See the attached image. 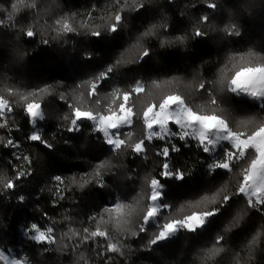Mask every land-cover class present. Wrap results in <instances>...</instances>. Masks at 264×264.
I'll return each mask as SVG.
<instances>
[{
    "label": "trees",
    "instance_id": "1",
    "mask_svg": "<svg viewBox=\"0 0 264 264\" xmlns=\"http://www.w3.org/2000/svg\"><path fill=\"white\" fill-rule=\"evenodd\" d=\"M13 3L16 0H0V19L5 21L0 26V95L16 105L10 119L14 130H0V175L11 179L22 164L5 146L9 138L22 143L32 160V172L18 182L16 189H6L0 181V250H7L12 257H19L20 250L26 251L34 264H102V257L96 255L102 247L97 249L91 243L74 247L79 237L68 231L69 221L63 219L70 216L73 228L82 231L83 227L94 228L98 224L110 231L112 242L119 241L124 254L108 253L109 264H264V212L249 209L246 200L239 196L197 233L181 231L151 248L148 243L158 231L156 223L146 225L145 232L131 235L138 232L150 203L151 178L165 184L163 199L171 208L164 214L179 219L193 211L216 207L213 199L219 200L224 192L230 194L237 187L239 167L232 172L210 173L206 165L214 158L211 154L202 153L192 138L187 142L173 138L171 143L183 147L172 153L170 166L184 171L186 178H164L159 175L164 158L158 155L164 141L148 142L144 158L130 149L118 154L94 130L92 122H83L79 131L67 130L73 106L105 111L109 93L117 87L121 92L130 90L136 81L145 85L139 98H132L138 114L168 94L182 95L194 109L210 112L207 93L197 88L201 79L210 85L225 64L231 69L233 64L247 62L249 57L244 56L242 61L241 54L253 52L264 57V0H24L18 11L11 9ZM209 3H216L217 8H208ZM31 4L37 7H25ZM117 11L122 20L112 33L108 29L115 23ZM9 12L12 20L8 19ZM204 15L209 18L207 23L201 20ZM57 19L76 31L61 32L57 38L62 27L55 24ZM231 24L237 26L240 36H229L223 31ZM29 27L37 33L33 38L25 35ZM195 27L207 35L193 37ZM92 31L102 35L92 36ZM145 32L151 34L146 36ZM179 36L188 39L181 44L176 39ZM42 39L49 43L42 44ZM145 49L150 55L141 60ZM231 57L235 58L230 60ZM109 66L113 68L111 81L106 77L98 81L96 78ZM225 72L232 74L228 69ZM152 81L159 82V87ZM93 82L98 87L96 97L88 94ZM44 88L48 91H39ZM209 91L217 96L219 114L234 126L237 120L246 122L238 126L239 130L250 131L264 121V110L255 103H241L240 98L222 93L218 87H210ZM33 92L37 94L31 95ZM25 96L27 99H23ZM33 100L41 104L45 114V120L36 125L26 115V105ZM64 116L69 120H64ZM33 130L40 131L52 148L29 141L27 136ZM128 132L132 133L133 142L142 138V120H135L125 130ZM125 133L122 138H127ZM219 156L220 152H216L215 158ZM97 169L101 180H92ZM56 175L66 180L67 187V197L59 208L52 206V178ZM89 180L92 182L85 183ZM217 191L220 195L213 197ZM20 195L24 201L19 200ZM116 202L133 207L121 227L109 222L103 211L104 220L100 219L99 211ZM123 211L128 213L129 209ZM94 212L97 217L89 223ZM112 215L115 217V213ZM32 222L54 227L56 243L42 245L32 241L31 233L26 231ZM218 235L225 238L219 244ZM254 236L258 242L249 250L245 246ZM105 242V238H97L101 246Z\"/></svg>",
    "mask_w": 264,
    "mask_h": 264
},
{
    "label": "snow or ice",
    "instance_id": "2",
    "mask_svg": "<svg viewBox=\"0 0 264 264\" xmlns=\"http://www.w3.org/2000/svg\"><path fill=\"white\" fill-rule=\"evenodd\" d=\"M24 4V0H16V3L11 5L13 11L19 10V5ZM26 8L35 9L36 4L25 5ZM143 7V5H141ZM207 7L210 9L217 8L216 3H209ZM75 15V14H73ZM8 19L12 20V12L8 13ZM208 16L204 15L201 20L205 23L208 21ZM115 23H113L108 29L109 32L115 33L117 31V25L122 20V16L119 11L114 17ZM56 25H62L61 29L57 32V38L61 35V32L72 33L76 31V28L69 23H62L61 19L55 21ZM5 21L0 19V26H4ZM14 27V25H9ZM227 35L240 36V31L235 24H231L223 29ZM92 36L100 37L102 33L100 31H92ZM150 32H145L144 35H150ZM25 35L28 38H33L37 35L31 27H29ZM207 35V32L202 31L199 27H195L192 32L193 37L202 38ZM181 44H183L188 37L179 36L176 38ZM42 44H48L46 39L41 40ZM150 52L145 49L142 56L143 60L149 57ZM244 56H248L249 60L245 63L233 64L231 69L229 65L225 64L224 68L220 69V74L217 80L211 82L206 86V83L201 79L197 88L201 92L207 93L208 100L207 105L211 106L210 112H203L201 110L194 109L184 96L179 94L165 95L159 103L151 102L147 107L143 108L141 113L134 111L135 101L132 98L135 96L139 98L145 90V85L140 81H136L134 86L130 90H124L121 92L120 88H115L109 93L110 98L107 99V108L105 111L94 112L92 110H84L81 107L73 106L72 118L70 119V127L67 129L69 132L79 131L83 122H92L95 125L94 130L97 133H102L107 145L122 153L125 149H130L133 154L146 157L148 149V142L153 140L164 141V146L158 152L159 156L164 158L162 165V171L159 173L164 178H175L180 181L185 180V172L170 166V158L172 153L180 152L183 145L177 147L176 144L171 143L173 138H178L179 141L187 142L189 138L194 139L196 147H198L202 153L211 154L214 158L211 163H208L206 167L210 173L218 172L219 170H227L232 172L233 168L239 167L241 169V176L237 187L232 193L224 192L219 200L213 199V203L216 207L208 208L201 211H193L191 214L185 215L179 219H170L164 213L171 208L163 199L165 192V184L161 179L151 178L148 181L150 188V194L148 195V204L146 211L142 215V222L139 224L138 232H133L131 235L135 236L139 233L145 232L146 225L149 223H156L158 231L152 235L149 240L148 247L158 245L162 242H167L171 238L177 236L182 230L188 233H197L199 230L204 229L206 223L211 218L222 214V211L226 209L230 202L233 201L235 196H239L246 200V205L249 209H255L260 212H264V121H261L256 127L249 130H239V125L245 124L243 120L235 121L234 126L230 123L229 119L217 112L219 102L217 96L209 91V88H219L220 92H227L234 98H240L241 103H246L249 100L264 110V57H257L256 53L248 52L240 55V59L243 61ZM235 57H231L234 59ZM255 58V59H253ZM259 60L260 62H256ZM120 61H117L119 64ZM231 71V75H226L225 70ZM113 72L111 66L108 67L106 72H101L96 79L102 80ZM152 84L159 87V82L152 81ZM41 92H47L48 89H40ZM98 93L97 83L90 84L89 96L96 97ZM37 93L33 92L31 95L35 96ZM27 99V97H23ZM99 103V99L96 100ZM16 105L11 100L6 99L4 95H0V129L8 128V119L14 112ZM201 108L204 105L200 106ZM223 111V110H221ZM26 115L31 118L32 125H36L37 121H44L45 114L41 111V104L35 102L27 103ZM64 120H69L68 116L63 117ZM135 120H142L145 134L137 141H131L132 133H125L127 138H121V129L125 126H132ZM27 139L32 142H38L47 148H52V144L49 143L38 130H33ZM224 142H227L226 144ZM6 147L18 148L19 143L14 139H7ZM219 148L220 156L215 158L216 150ZM17 160H22L28 165L32 163V160L28 155L17 156ZM31 173L27 170L24 164H20L14 176L11 179H5L0 175V181L3 182V187L6 189H16L18 182L25 176ZM101 171L96 170L92 180H101ZM57 182V197L58 199H64V192L67 189L61 190L60 184L64 183L61 176L56 175L53 178ZM76 178H73L75 182ZM91 180L85 183H90ZM83 187L84 184H80ZM101 187L105 185L101 182ZM221 191H223L221 189ZM220 191L213 193V197L219 196ZM204 199H208L205 197ZM20 201H24L23 195L19 196ZM129 209L128 213L123 210ZM133 211L132 205H125L120 202H116L113 208H104L103 212L108 214V221L113 222L117 227H121L126 223L125 217L130 215ZM112 213H115L113 217ZM47 218L48 214L44 213ZM69 221L68 231L74 236L79 237L74 247H79L85 243H91L96 246L98 250L96 255L102 257V264H109L111 257L108 253H119L123 255L121 251L122 245H119V241L112 242L114 237L110 231L106 228L102 229L98 224L93 228L86 226L82 228V231L72 227L74 221L70 216L63 218ZM100 219L104 220L103 213L100 214ZM95 220V218H93ZM163 220L162 223L159 221ZM226 231L230 229L226 228ZM26 231L31 233L30 239L38 244L53 245L56 243L57 237L54 234L55 228L52 226H43L37 222H32L27 226ZM67 236L68 233H64ZM97 238H105V244L101 246L97 243ZM225 238L223 235L216 237V243L219 244ZM258 242V237L254 236L252 240L245 246L251 250ZM47 250V249H46ZM239 258V253H237ZM0 262L3 264H25L24 261L16 258H11L7 250H0ZM87 264V262H85Z\"/></svg>",
    "mask_w": 264,
    "mask_h": 264
},
{
    "label": "built area",
    "instance_id": "3",
    "mask_svg": "<svg viewBox=\"0 0 264 264\" xmlns=\"http://www.w3.org/2000/svg\"><path fill=\"white\" fill-rule=\"evenodd\" d=\"M14 111H15V109H14ZM13 114H14V112H13ZM12 114V115H13ZM12 115H11V117H12ZM11 117L8 119V128L6 129V130H8V131H12V130H14L13 129V127L11 126V123H10V119H11ZM4 121L3 120H0V123H3ZM0 130H2V129H0ZM102 134V133H101ZM103 135V134H102ZM104 137V136H103ZM105 139V138H104ZM15 140V139H14ZM15 141H17L18 143H19V147L18 148H11V147H8L11 151H12V156L14 157V159L15 160H17V156H21V155H28L29 156V154L23 149V145H22V143L20 142V141H18V140H15ZM29 158H30V156H29ZM31 159V158H30ZM18 162H21L22 164H24L25 165V167L27 166V170L31 173L32 171L30 170V166H31V164L30 165H28L26 162H24V161H22V160H17ZM55 177V176H54ZM53 177V178H54ZM52 178V182H53V199H52V206L53 207H55V208H59V207H61L62 206V204H63V202H64V200L66 199V197H67V191L66 192H64L63 194H64V196H65V198L64 199H58V197H57V182L54 180ZM63 178V177H62ZM63 180H64V183L63 184H60L59 185V188L61 189V190H64V189H66V180L63 178ZM114 206L113 205H111V206H104V208H113ZM95 216H96V213L94 212L91 216H90V218H89V220L88 221H91V220H93V218H95ZM20 257H21V259H22V261H24L25 262V264H34V262H33V260H32V258L30 257V255L26 252V251H23V250H20V255H19Z\"/></svg>",
    "mask_w": 264,
    "mask_h": 264
},
{
    "label": "rangeland",
    "instance_id": "4",
    "mask_svg": "<svg viewBox=\"0 0 264 264\" xmlns=\"http://www.w3.org/2000/svg\"><path fill=\"white\" fill-rule=\"evenodd\" d=\"M111 79H112V76L111 75H108L107 77H106V80L107 81H111ZM0 93H1V90H0ZM250 101V100H249ZM251 102V101H250ZM253 103V102H252ZM130 126H125L124 128H122L121 129V138H122V135H123V133H125V130L126 129H128ZM224 143H227V142H224ZM216 152L217 153H219L220 151H219V148L216 150ZM66 189H67V187H66ZM103 209H104V207H103ZM101 211H103V210H100L99 212L101 213ZM97 217V215L95 216V218ZM94 220H91V221H88L89 223H91V222H93ZM150 224V223H149ZM207 224V223H206ZM206 226V225H205ZM183 231V230H182ZM172 239V238H171ZM11 258H16V259H20V260H22L21 259V257L19 256V257H12V256H10ZM1 263H3V262H1Z\"/></svg>",
    "mask_w": 264,
    "mask_h": 264
},
{
    "label": "crops",
    "instance_id": "5",
    "mask_svg": "<svg viewBox=\"0 0 264 264\" xmlns=\"http://www.w3.org/2000/svg\"><path fill=\"white\" fill-rule=\"evenodd\" d=\"M39 121H37V123H38ZM226 144V143H225Z\"/></svg>",
    "mask_w": 264,
    "mask_h": 264
}]
</instances>
